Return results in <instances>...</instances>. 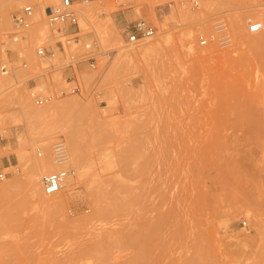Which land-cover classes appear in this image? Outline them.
I'll use <instances>...</instances> for the list:
<instances>
[{
  "label": "rangeland",
  "instance_id": "rangeland-1",
  "mask_svg": "<svg viewBox=\"0 0 264 264\" xmlns=\"http://www.w3.org/2000/svg\"><path fill=\"white\" fill-rule=\"evenodd\" d=\"M196 1L80 3L77 42L59 51L54 43L68 31L45 23L58 0L12 9L0 0V65L11 66L0 71V264H264V0ZM26 4L45 28L32 20L31 37L13 42L11 13ZM82 5L110 9L87 21ZM218 17L230 44L200 45ZM137 20L155 33L129 44L124 28ZM255 21L261 29L249 32ZM42 43L58 67L39 76ZM85 43H95L92 60L59 67L71 52L89 55ZM34 84L50 102H77L60 117L76 128L83 178L64 120L46 137L29 134L19 98L36 106ZM74 84L78 92L58 93ZM57 137L77 183L65 182L51 208L29 190L16 153L37 158Z\"/></svg>",
  "mask_w": 264,
  "mask_h": 264
},
{
  "label": "built area",
  "instance_id": "built-area-1",
  "mask_svg": "<svg viewBox=\"0 0 264 264\" xmlns=\"http://www.w3.org/2000/svg\"><path fill=\"white\" fill-rule=\"evenodd\" d=\"M99 2L100 0H58L56 4H52L45 9V23L51 28L52 31L59 32L65 27L67 34L58 35L64 37L63 40L57 39L54 43L55 47L59 51H64V46H70L76 44L77 34L79 30L78 25V7L80 3L86 2ZM193 7H197L198 3L196 0H189ZM35 14V9L33 5L26 4L20 10L11 13V20L16 29L10 36L13 42H17L20 36V31H24L27 27L31 26L32 20ZM215 33L210 35L199 34L198 42L200 45H207L210 40H216L219 44L229 45L230 36L226 31V25L222 18H216L213 21ZM261 29V23L258 21L250 23L248 26L249 32H258ZM124 31L126 33V42L129 44H137L143 42L144 40L152 37L155 33V28L144 20H137L128 24ZM95 43H85V50L89 55L84 57H77V55L72 52L64 59L62 64L59 66L61 68H72L74 65L78 64L82 58L86 61L93 59V54L91 53ZM53 47L45 46L44 43L36 46L35 55L44 64V67L40 71V75H44L46 72H50L54 68L58 67L54 65L51 61L53 56ZM94 66L93 64H90ZM23 66L26 64L23 62ZM0 71L3 74H9L11 71V66L7 63L2 62L0 65ZM32 81L33 78L31 79ZM80 90L77 84L66 86L64 89L58 91L60 95L75 93ZM30 96L33 103L36 106H41L52 100V95L48 91L44 90L37 85L30 87ZM37 156H41V151L37 150ZM50 155L56 165V168L46 174L41 178V185L44 194L52 195L64 188L66 178L69 175L74 174V168L70 163L69 153L65 141L61 137H57L50 146ZM4 173L0 171V180L4 178Z\"/></svg>",
  "mask_w": 264,
  "mask_h": 264
},
{
  "label": "bare ground",
  "instance_id": "bare-ground-1",
  "mask_svg": "<svg viewBox=\"0 0 264 264\" xmlns=\"http://www.w3.org/2000/svg\"><path fill=\"white\" fill-rule=\"evenodd\" d=\"M35 1V4H45V3H52L56 0H7V8L12 9L15 8L19 5H21L23 2H33ZM213 2V1H212ZM106 5V4H105ZM103 6V5H97V6H87V5H82L79 7V10L84 16L87 21H90L91 17L97 13V14H103L109 11L110 8L112 10H118L119 8H116L115 5H110L108 6ZM46 6V5H45ZM111 11V10H110ZM189 14V13H188ZM192 14V12L190 13ZM9 17L4 15L5 23L8 25L9 24ZM105 18V17H104ZM34 23L33 25L35 27H39L40 29H44V21L43 18L41 17L40 14L36 11L33 17ZM111 23L113 24V21L111 19ZM28 28V27H27ZM25 29L23 32H21L20 36L22 39H26L31 37V32L30 28ZM106 30V29H105ZM29 31V33H28ZM32 61V60H31ZM3 77V76H2ZM2 78H0L1 80ZM21 100L19 103L22 105L21 107L23 110V116H25V121L26 125L28 127L29 134L31 136L36 137V139L41 138V137H46L47 135L50 134V131H53V128L55 125H59V123L64 120L62 116L63 111L66 109V107L70 106H75L76 101H54V102H48L49 104L46 103V105H41V106H34L31 104L29 100L19 98ZM66 103V104H65ZM88 104V103H87ZM89 106V104H88ZM70 119V118H69ZM68 120L65 119L64 122L62 121V126L65 128V136L67 138V141L69 143V146L71 148V153L73 155V158L76 161V167L78 170V178H83L85 174L87 173V167L86 164L82 162L81 156H80V147H79V140H78V135L76 128L70 125ZM75 124V123H74ZM56 127V126H55ZM50 144L49 142H44L40 146V151L41 156H38L37 158L31 159L28 155V152L24 150L23 148L17 150V155L19 158V161L21 162V165L23 166L24 170L26 171L27 175V184L29 190H31L32 193L35 192H43L41 190V186L39 185V180L40 176L52 171L55 169L56 165L50 155ZM67 146V145H66ZM68 149V148H67ZM38 150V148H37ZM69 153V151H68ZM70 158V155H69ZM71 163V162H70ZM76 172L74 169V174L67 176L66 178V184L70 186V188H74L76 185L77 181L74 178ZM42 178V177H41ZM65 186V185H64ZM61 191V190H60ZM58 191L57 193H59ZM44 193V192H43ZM46 195L49 200H47V205L48 207L54 208L55 206H58L57 202L52 200L51 197L53 195ZM51 199V200H50ZM59 207V206H58ZM98 212V210H97ZM96 212V213H97Z\"/></svg>",
  "mask_w": 264,
  "mask_h": 264
}]
</instances>
